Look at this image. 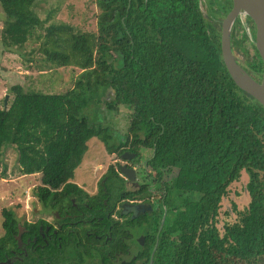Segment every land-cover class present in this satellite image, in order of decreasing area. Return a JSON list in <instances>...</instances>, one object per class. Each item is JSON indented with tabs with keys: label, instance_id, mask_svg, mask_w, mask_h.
<instances>
[{
	"label": "trees",
	"instance_id": "obj_1",
	"mask_svg": "<svg viewBox=\"0 0 264 264\" xmlns=\"http://www.w3.org/2000/svg\"><path fill=\"white\" fill-rule=\"evenodd\" d=\"M38 1L0 0L5 14L0 28L3 46L21 48L35 35L46 61L80 72L63 92L10 87L13 99L0 107V160L5 148L13 146L21 174H41L33 192L49 210L72 207L71 197L85 198L71 180L92 137L99 138L109 153L131 150L141 155L146 149L154 183L160 185L161 195L165 193L153 221L155 233L164 209L166 218L157 242L154 235L137 256L139 263L130 259L120 264H207V257L212 264H264V107L234 83L222 61L221 21L214 14L219 10L224 17L231 0H221L209 19L199 0H96L95 31H78L65 22L44 28L34 10ZM238 26L232 28L231 48L245 53L248 36L244 31L238 38ZM37 28L44 32L36 33ZM184 44L191 46V54ZM250 66L257 72L262 69L256 49ZM107 91L112 93L109 99L103 98ZM100 101L110 111L121 105L130 111L126 134L118 144L109 127L91 122L88 110ZM172 171L174 176L164 178ZM242 171L248 177L249 202L221 231L216 216L222 197ZM5 172H0V180ZM107 174L118 178L110 179V187L123 188L113 166ZM99 192L103 196L102 187ZM88 198L94 207L95 197ZM1 215L0 260L19 250V223L26 228L23 242L34 236L36 243L42 242L41 221L20 222L10 207H3ZM150 220L144 216L141 222ZM176 225L178 241L165 229ZM115 240L114 233L106 246L94 240L85 250L51 241L13 264H87V258L115 264L109 260L119 241Z\"/></svg>",
	"mask_w": 264,
	"mask_h": 264
},
{
	"label": "rangeland",
	"instance_id": "obj_2",
	"mask_svg": "<svg viewBox=\"0 0 264 264\" xmlns=\"http://www.w3.org/2000/svg\"><path fill=\"white\" fill-rule=\"evenodd\" d=\"M219 3L221 0H199L200 8L207 19H209V15L213 14L212 11L209 13L212 8L220 9ZM34 10L43 20L44 28L51 22H65L74 26L78 31L96 30V15L99 11L96 0H39ZM217 14L218 20L221 21L223 19L222 14L218 10L214 16L217 17ZM4 19L5 14L0 5V28ZM218 23H216V28ZM43 32L44 29L42 28L36 29V33L42 34ZM239 35H241V31ZM39 43L40 41L33 35L21 48L11 47V49H7L0 39V107L5 108L12 101L13 94L9 89L14 84H20L25 91L38 90L45 93L63 92L73 86L80 70L71 66H57L46 61L38 51ZM243 46L247 53L236 50L234 56L240 64L245 65V60L254 58V49L249 36L243 42ZM182 47L190 54L192 53L190 45L184 44ZM110 97H112V93L107 91L103 98L109 99ZM91 107L92 109L88 110L91 112V122L101 123L102 126L109 127L113 136L112 141L118 144V140L123 139L126 134L130 111L122 105L118 111H110L106 108L105 102L102 101L98 104L92 103ZM87 146V151L79 166L75 168L71 181L82 189L94 191L98 178L107 167L112 164L117 166V163H114L117 158L118 162H123L120 161L117 154L109 153L103 142L97 137L89 139ZM148 155V150H141V161ZM4 168L6 170L5 176L0 180V236L4 232L1 215L3 207L12 208L20 222L24 220L34 221L38 216L43 215L40 213L41 205L33 192L34 188L40 185L41 174H21L17 162V151L13 146L6 147L3 152L0 160V172ZM146 172L152 174L151 169L147 167L142 177L148 178L145 175ZM174 174L175 172L172 171L164 178H170ZM247 180V174L242 171L240 178L228 185L227 193L222 197L216 216V224L219 230L222 231L225 222L236 220L237 211L243 210L247 206L249 202V195L245 187ZM150 187L154 188L153 183H150ZM233 205L236 209H233ZM19 225L22 226V223ZM176 226V229L174 226H168L165 229L170 233L172 240L178 241L180 233L178 232L179 226ZM210 258L207 257L205 263L212 264V261H209ZM227 261L224 260L223 262ZM218 263L220 262L214 264Z\"/></svg>",
	"mask_w": 264,
	"mask_h": 264
},
{
	"label": "flooded vegetation",
	"instance_id": "obj_3",
	"mask_svg": "<svg viewBox=\"0 0 264 264\" xmlns=\"http://www.w3.org/2000/svg\"><path fill=\"white\" fill-rule=\"evenodd\" d=\"M219 13H221V11H219ZM249 20V17L244 13H239L233 26L235 24L239 25L238 38L241 36L239 35L240 31L241 34L244 31L246 32L253 47L254 26L252 21L250 22ZM254 48L255 45L253 49ZM236 50L238 49L233 50V54ZM245 53H247V50ZM253 57H255V49ZM236 60L238 61L237 58ZM250 60H245V65H241L250 75L259 81L261 78V71L257 72L252 68L250 66ZM126 151L128 152L126 154L127 156H130L131 153H135V156L132 158H122V154ZM114 153L117 154L116 152ZM117 155L123 163L118 162V158L115 159L114 163L116 162L117 166L112 164L107 167L105 172L98 178L94 191L83 189L85 198L82 201H75V198L71 197L72 207H61L60 209L52 208L49 210L41 207L40 213L43 215L38 216L34 221L26 220L27 222L41 221L39 233L42 242L36 243L35 236L32 240L27 238L25 242L22 241L21 244L17 245L19 250L13 251V257L0 260V264H13L16 259L22 260L23 255H28L29 250L33 251L37 245L44 247L51 241L56 242L59 247L65 243L67 245L75 244L76 248L80 250H85L84 246L92 244L94 240H100L101 244H98L106 246V241L112 240L114 233L116 234V240L119 239V241L115 244L116 248L113 254L109 256V260L115 264L129 262L130 259L138 262L137 256L144 253L147 240L155 235V242H157L159 232L164 226L166 218L165 209L159 219L158 231L155 233L152 229V225H154L153 221H155L156 216L159 215L160 207H163L165 193L164 195H161V192L157 194L159 193L160 185L154 183V176L152 174L146 172L145 175H147L148 178L142 177L143 172L145 173L148 167L146 163L148 157L141 161V155L131 150H124ZM122 165L134 170L133 173H129V175L134 176V180H129L120 173V167ZM110 166H113L123 179V188L119 189L118 187H113V184H111L112 187H110V179L118 181L117 177L109 178L107 173ZM150 183H153L154 188L150 187ZM100 187L103 189V196L99 192ZM88 197H95L94 207L88 204ZM129 208H133L134 210L130 211ZM144 216L150 217L151 220L149 222L143 221L142 223L141 220ZM20 226L21 225H18V227ZM21 227L23 234L26 228L23 225ZM142 227L147 231L142 232ZM30 241L33 243L30 244ZM28 244L30 245L28 246ZM155 246L156 243L151 251V255L154 252ZM107 254H109V252H107ZM86 263L107 264L99 261L97 258H87Z\"/></svg>",
	"mask_w": 264,
	"mask_h": 264
},
{
	"label": "water",
	"instance_id": "obj_4",
	"mask_svg": "<svg viewBox=\"0 0 264 264\" xmlns=\"http://www.w3.org/2000/svg\"><path fill=\"white\" fill-rule=\"evenodd\" d=\"M239 13L248 16L254 26V45L262 64L259 81L250 75L236 60L231 48V29ZM220 52L222 61L234 83L264 107V0H231V7L220 23ZM5 99H7V96H5ZM127 153V151L124 152L122 158L135 156V153H131L130 156H127ZM133 172V169H129L124 165L120 167V173L129 180H134V176L129 175ZM129 210L133 211L134 209L129 208ZM21 235L22 227L20 226L16 235L18 245L22 242Z\"/></svg>",
	"mask_w": 264,
	"mask_h": 264
}]
</instances>
